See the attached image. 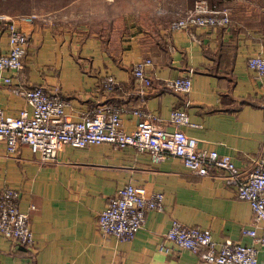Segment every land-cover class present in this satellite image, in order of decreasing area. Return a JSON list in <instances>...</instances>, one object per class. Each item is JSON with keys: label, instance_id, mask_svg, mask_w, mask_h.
<instances>
[{"label": "crops", "instance_id": "crops-1", "mask_svg": "<svg viewBox=\"0 0 264 264\" xmlns=\"http://www.w3.org/2000/svg\"><path fill=\"white\" fill-rule=\"evenodd\" d=\"M194 1L155 0L145 20L141 15L125 22L120 16L111 28L118 29L114 35L100 26H65L58 16L24 22L16 12L0 11L28 37L21 68L3 72L10 83L0 78V111L17 115L30 110L12 87L34 85L57 88L73 120L103 105L123 107L120 119L127 132L139 120L134 109L171 130V110L183 108L188 124L179 128L195 138L197 148L216 150L240 169H252L264 140V76L257 77L246 58L264 55V0H213L229 8L226 28L170 29V22ZM7 19H0V53L8 49ZM145 58L151 60L144 69L151 83L140 94L132 67ZM181 75L191 78L188 93L165 84ZM105 76L117 82L114 90L101 87ZM126 183L161 192L163 210L147 211L133 239L118 240L98 230L96 217ZM4 187L20 191L18 207L29 215L34 248L30 254L0 234V264H206L196 253L165 241L172 219L209 229L216 246L231 239L258 247L241 233L252 223L250 204L224 182L222 172L209 168L208 175H199L169 153L152 162L131 147L63 145L54 159L41 160L25 144L8 154L0 142V190ZM257 258L264 264V247H258Z\"/></svg>", "mask_w": 264, "mask_h": 264}, {"label": "built area", "instance_id": "built-area-1", "mask_svg": "<svg viewBox=\"0 0 264 264\" xmlns=\"http://www.w3.org/2000/svg\"><path fill=\"white\" fill-rule=\"evenodd\" d=\"M0 19L7 18L0 15ZM18 19L29 21L30 17L20 16ZM230 21L228 7L210 4L207 0H196L192 7L170 22V29L186 30L201 26L226 28ZM5 29L8 49L0 53V78L10 83V77L4 76L3 72L21 68L28 37L14 19H7ZM147 64H151L149 58L132 67L133 74L141 84L140 94L144 91L143 87L151 83L144 71ZM246 65L257 77L264 76V55L258 53L248 56ZM100 83L106 91L114 90L117 84L111 76H105ZM165 84L173 91L188 93L191 78L181 75L167 79ZM12 91L26 100L30 110L22 109L17 115H4L0 111V142L4 144L6 153L13 154L19 145L25 144L41 160H52L63 145L82 148L108 143L120 149L131 147L136 152H145L152 162H158L165 153L175 155L184 166L199 175H208L209 168H216L222 172L224 182L234 187L236 195L250 204L252 223L251 226L242 227L241 233L250 236L258 247H264V140L258 155L253 159L252 169L246 171L237 167L229 155L197 148L195 138L179 128L180 125L188 124V116L183 108L171 110L168 119L173 125L171 130L156 124L148 112L134 109L132 112L139 120L135 128L127 132L120 119L123 107L103 105L73 120L65 113L66 101L59 95L57 88L48 90L42 85L14 86ZM19 198L18 189L1 188L0 234L24 245L32 254L34 240L29 215L19 210ZM34 208L31 204L30 209ZM149 210H163V194L159 191L147 192L142 185L126 183L107 198L105 206L97 213L96 226L102 234L118 240H131L143 226L145 214ZM164 239L173 248L196 253L206 264H258V247L231 239H224L216 246L209 229L186 226L177 219L171 220ZM159 246L165 251L170 250L163 244Z\"/></svg>", "mask_w": 264, "mask_h": 264}, {"label": "rangeland", "instance_id": "rangeland-1", "mask_svg": "<svg viewBox=\"0 0 264 264\" xmlns=\"http://www.w3.org/2000/svg\"><path fill=\"white\" fill-rule=\"evenodd\" d=\"M154 7L155 0H108L107 3L98 0H0V11L15 9L18 18L30 17L29 21L22 20L24 22H31L36 16L50 19L58 16L59 23L65 26H100L113 35L118 29L111 31V28L117 26L120 16L124 17L125 22H136L141 15L145 20L146 13L152 12Z\"/></svg>", "mask_w": 264, "mask_h": 264}, {"label": "trees", "instance_id": "trees-1", "mask_svg": "<svg viewBox=\"0 0 264 264\" xmlns=\"http://www.w3.org/2000/svg\"><path fill=\"white\" fill-rule=\"evenodd\" d=\"M213 2H214L213 0H209V3H210V4H216V3H213ZM16 9H17V8H16ZM11 11H13V12H14V11H15V9H11ZM28 252H29V250H28ZM30 253H31V252H30Z\"/></svg>", "mask_w": 264, "mask_h": 264}]
</instances>
